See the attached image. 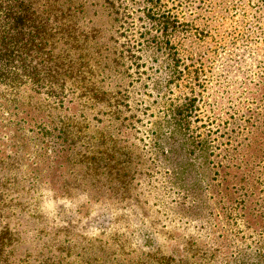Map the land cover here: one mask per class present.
<instances>
[{
	"label": "rangeland",
	"instance_id": "374dc122",
	"mask_svg": "<svg viewBox=\"0 0 264 264\" xmlns=\"http://www.w3.org/2000/svg\"><path fill=\"white\" fill-rule=\"evenodd\" d=\"M153 1L164 17L136 0L118 5L119 22L102 21L122 26L102 35L122 74L105 98L121 102L123 124L113 132L103 118L82 135L106 160L87 178L106 198L80 188L60 202L90 243L67 245L25 191L22 215L0 222L9 264H264V169L252 170L264 136L244 122L264 106V0ZM49 166L39 172L57 187L85 179L80 164Z\"/></svg>",
	"mask_w": 264,
	"mask_h": 264
},
{
	"label": "trees",
	"instance_id": "16d2710c",
	"mask_svg": "<svg viewBox=\"0 0 264 264\" xmlns=\"http://www.w3.org/2000/svg\"><path fill=\"white\" fill-rule=\"evenodd\" d=\"M129 2L136 0H0V222L15 217L13 210L22 215V202L28 195L29 208L37 209L39 219L62 234L67 245L75 239L90 243L77 234L82 220L63 214L60 202L72 199L73 191L80 188L95 192L98 200L106 198L99 182L87 180L98 175L106 160L93 150H98V143L82 134L102 131L103 118L113 132L117 131L115 124H123L121 102L105 98L106 82L122 74L114 65L117 54L108 50L112 40L106 37L105 42L102 35L107 31L102 21L119 22L126 14L120 13L121 6ZM145 2L151 4L144 10L147 18L164 17L152 7L153 0ZM121 28L115 25L107 33L117 34ZM91 112L93 126L87 117ZM244 122L252 127L259 124L255 130L264 136V106ZM59 159L70 167L84 166L85 179H76V188L70 181L57 187L56 181L41 177L43 163L48 161L54 171ZM253 160L252 170L258 168L259 175L264 169V143ZM249 177L254 187V176ZM45 193H50V203L43 205ZM12 242L6 226L0 232V264H9L4 255Z\"/></svg>",
	"mask_w": 264,
	"mask_h": 264
}]
</instances>
